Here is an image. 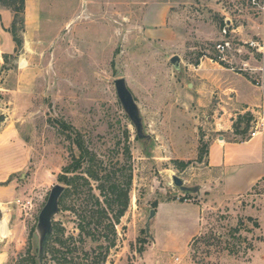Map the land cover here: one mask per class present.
<instances>
[{"label": "rangeland", "instance_id": "374dc122", "mask_svg": "<svg viewBox=\"0 0 264 264\" xmlns=\"http://www.w3.org/2000/svg\"><path fill=\"white\" fill-rule=\"evenodd\" d=\"M133 1L46 0L41 31L26 38L20 0H0V12L14 16L8 32L13 36L16 21L23 41L0 63V134L11 133L6 146L24 155L6 171L0 167V174L16 172L4 184L15 187V196L0 199V264H34L39 257L38 219L56 185L66 190L43 264H264L263 232L256 226L262 221L264 229L258 201L264 179L248 192L249 182L226 191L224 174L208 167L212 143L253 139L252 114L264 112L258 107L239 115L232 78L219 81L220 73L238 74L258 86V73L242 71L238 61L247 57L244 41L257 33L254 13L245 0H173L182 41L170 45L142 28L127 5ZM227 39L234 52L220 68L212 60L219 57L218 42ZM240 48L242 55L235 51ZM176 55L179 71L171 64ZM202 62L208 77L199 75ZM121 78L149 140L138 139L118 98ZM245 114L249 127L243 122L237 132ZM174 176L200 192L185 195ZM115 184H130L119 222V205L108 208ZM99 200L107 211L103 219ZM174 202L205 209L199 233Z\"/></svg>", "mask_w": 264, "mask_h": 264}, {"label": "crops", "instance_id": "0c3cea01", "mask_svg": "<svg viewBox=\"0 0 264 264\" xmlns=\"http://www.w3.org/2000/svg\"><path fill=\"white\" fill-rule=\"evenodd\" d=\"M71 3L70 1L68 2ZM138 3V4H135ZM131 5L130 8L133 13H138L136 17L139 19L142 28L148 31V35L155 41H161L165 44L173 45L175 43L181 42L182 37L179 34L178 22L176 11H174V7L176 3L173 0H148L147 2H140L139 0L128 2L127 5ZM141 5H145L143 10L140 12ZM47 6L46 0H25L24 2V23H25V31L24 35L26 38H30L33 35H36L41 31V24L44 17L43 8ZM54 8H51V14L55 13ZM140 12V14H139ZM0 63L3 60V56L8 54L9 51L15 50L16 45L14 42V38L11 33L8 32V29L11 27L14 16L8 10L5 12H0ZM132 18V17H131ZM257 32L259 31V27L256 25ZM256 35V34H255ZM251 40V39H250ZM249 40L244 41V44ZM241 49V55L246 51L244 48ZM245 51V52H244ZM238 53V52H237ZM247 55L246 58L239 56L238 61L241 62H250L253 63L255 60L249 52L245 53ZM237 61V57L233 58ZM214 63V65H218L220 68H223L218 63ZM206 62H202L199 65V69L201 70L199 75L203 77H208V73H204V70L209 69L206 66ZM218 69V67H215ZM202 72V73H201ZM218 72H222L219 70ZM230 73V72H229ZM231 77L233 83L231 84V91L233 95L232 105L238 110V114L244 113L245 111L255 110L258 107H264V90L257 85H253L251 81L245 78L242 75L238 74H226L220 73L219 81L221 82L224 78ZM214 83L216 85L219 82H216L217 78H214ZM223 86V83L220 84V87ZM226 86V85H224ZM223 86V87H224ZM2 88V86H0ZM237 114V115H238ZM224 127H228L225 125ZM231 129V127L229 128ZM13 137V135L8 132L0 134V146L1 155H6L3 159H0V167L1 171H4L5 168L9 166H13L16 162L19 163L23 160L22 152L21 157L19 156V150L14 151L13 148H8L7 143L8 139ZM264 133L259 137H255L253 139L247 140L245 142L236 143L226 141L224 137L218 138V141L212 143L209 157L208 167L217 169L221 173L224 174L222 176V183L224 184V189L227 191L229 187H233L240 182H249L250 188L247 189L246 192L250 191L254 188L260 181L264 179ZM8 150L9 153H8ZM18 154V155H14ZM9 168H7L8 170ZM6 173L0 174V199L6 200L10 199L12 196H15V187L11 185H4L8 181H10L13 174L16 172L10 171ZM260 202V208L263 209L264 204V194H262L258 200ZM170 204V203H169ZM173 204H176L175 202ZM179 205V206H178ZM175 206L183 207L190 216L194 219L196 223V228L194 233H199L198 227H200V222L203 218L205 209L199 205H189V204H176ZM260 226L263 232L264 237V229L262 221H260ZM193 235V234H192ZM264 245V238L261 241V246L259 249L261 251L262 246ZM259 251V250H258ZM264 259V256H262ZM255 257L253 261H255Z\"/></svg>", "mask_w": 264, "mask_h": 264}, {"label": "water", "instance_id": "95a60500", "mask_svg": "<svg viewBox=\"0 0 264 264\" xmlns=\"http://www.w3.org/2000/svg\"><path fill=\"white\" fill-rule=\"evenodd\" d=\"M171 64L174 68L179 71L181 59L178 55L171 58ZM116 91L118 98L129 116L130 120L134 124L137 137L139 140H149L150 136L144 133V127L142 118L140 115L139 106L129 90L126 80L121 78L115 81ZM192 85H190L191 87ZM174 184L177 188L180 189L185 195L197 194L200 192V187H188L185 184V181L178 177L174 176ZM66 188L63 185H56L52 188V191L49 195L48 201L41 211L38 219V232L40 234V252H39V261L42 264L44 260V255L49 243V240L53 234V221L57 214L60 212V200L64 194ZM156 215V211H151V217Z\"/></svg>", "mask_w": 264, "mask_h": 264}, {"label": "built area", "instance_id": "2783aa9c", "mask_svg": "<svg viewBox=\"0 0 264 264\" xmlns=\"http://www.w3.org/2000/svg\"><path fill=\"white\" fill-rule=\"evenodd\" d=\"M249 8L254 13V16L257 20V26L259 27V31L256 33L255 38L249 40L246 45L248 46L249 55L255 60H259L260 64L258 67H252L250 62H242V71H251L258 73L259 82H257L258 86L264 90V0H245ZM217 52L219 53V57L215 60V63H224L230 60V56L233 55V44L230 40H222L219 41L216 46ZM236 52L241 53V49H236ZM230 55V56H229ZM213 61V60H212ZM214 62V61H213ZM253 123H252V131L255 132L253 137H258L264 132V112L257 110L253 112ZM252 137V138H253Z\"/></svg>", "mask_w": 264, "mask_h": 264}, {"label": "trees", "instance_id": "16d2710c", "mask_svg": "<svg viewBox=\"0 0 264 264\" xmlns=\"http://www.w3.org/2000/svg\"><path fill=\"white\" fill-rule=\"evenodd\" d=\"M12 1H15V0H12ZM24 2H25V0H20V3H22V8L23 9H24ZM12 33H13V36H14L13 37L14 38V42L17 44L18 47H21L22 44H23V41L17 35L16 21L13 24ZM249 115L250 114H245V116H241L237 120V122L235 123V126H234L236 128V131L237 132L239 131L240 124H242L243 122H246L248 124V127H249V122L251 121V120H247L248 117H249ZM243 133L245 134L246 133V130ZM61 181L64 184L68 185V186L71 183L70 180L67 178V176L62 177L61 178ZM129 185L130 184H127V186H122L121 187L120 185H116L115 184V185H113L110 188L111 196H113L115 199L112 202H111L110 199L108 200V208L112 209L111 207H113L114 205H116V204L119 205V209H118L117 214H116V220H117V222H119L121 220V218L126 214L127 209H128V206H129ZM97 204H98L97 214L103 219L104 217L107 216V211L103 209V207H102V205L100 203V200L97 201ZM155 208H157V204H155ZM250 219H253V218H250ZM254 222H257V221L254 220ZM256 226L260 229L259 223L256 224ZM85 232H86V228L85 227H82V233H85ZM48 245H49V243H48ZM47 250H48V246H47V249H46V253L44 255V261H45V257H46V254H47ZM34 264H41L40 261H39V259H38V257L34 260ZM64 264H71V263H69L67 261H64Z\"/></svg>", "mask_w": 264, "mask_h": 264}, {"label": "bare ground", "instance_id": "6f19581e", "mask_svg": "<svg viewBox=\"0 0 264 264\" xmlns=\"http://www.w3.org/2000/svg\"><path fill=\"white\" fill-rule=\"evenodd\" d=\"M0 219H1V213H0Z\"/></svg>", "mask_w": 264, "mask_h": 264}]
</instances>
